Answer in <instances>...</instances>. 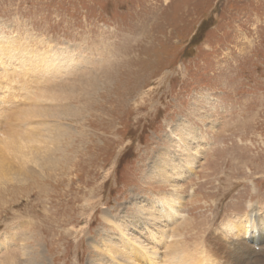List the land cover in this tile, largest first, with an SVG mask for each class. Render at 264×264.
I'll list each match as a JSON object with an SVG mask.
<instances>
[{
  "label": "rangeland",
  "instance_id": "obj_1",
  "mask_svg": "<svg viewBox=\"0 0 264 264\" xmlns=\"http://www.w3.org/2000/svg\"><path fill=\"white\" fill-rule=\"evenodd\" d=\"M0 37L30 64L50 51L49 61L73 63L53 78L8 68L0 264L22 262L31 247L37 264H97L94 247L124 239L103 216L141 236L138 208L173 192L156 170L165 157L180 160L178 131H194L200 150L178 194L184 251L213 264H264V0H0ZM47 153L51 163L37 166ZM250 207L260 243L241 225V242L221 235Z\"/></svg>",
  "mask_w": 264,
  "mask_h": 264
},
{
  "label": "bare ground",
  "instance_id": "obj_2",
  "mask_svg": "<svg viewBox=\"0 0 264 264\" xmlns=\"http://www.w3.org/2000/svg\"><path fill=\"white\" fill-rule=\"evenodd\" d=\"M6 44L7 43L2 41V37H0V128L2 127L4 129H7V126L9 125L8 121H6L5 126H3L4 119L9 118L11 113H8L10 109L2 110V106H7V104L11 101V98L15 95L13 93L15 92V90L12 89L13 78L11 76H8L7 80H5L6 75L10 73L8 71V68L25 76L29 72L38 71L42 72L43 76L53 74L50 76V78H53L55 77V73L58 70H68L73 66L72 61L69 59L68 61H66V58L58 59L52 62L49 61L50 59L55 57V53L52 54L51 51L50 56H46L44 59H37L32 64H30L31 59L33 58L32 55L24 56L19 52V50L15 48L17 45L14 46V48H11L7 45L8 47L6 48ZM38 55L37 58H42L41 54L39 55L40 57H38ZM38 64H41L40 66L44 68L39 70ZM14 73L15 72H12L13 76ZM47 82L48 81H46V83ZM6 84H8V86ZM26 84L27 83L24 84V87H26V90L29 91L32 95V88ZM6 89L7 92H4ZM11 104L12 103H10L9 105L10 107H12L11 109H15L14 102L13 105ZM39 111L42 112V114L48 115L47 117L49 118L53 117L56 114L54 108H43ZM27 113L32 116H36L33 110H29L27 111ZM15 114H17L18 117L22 118V113H16L15 111ZM23 116L26 117L25 114ZM193 132L194 131H186V133H180L178 131L177 133H175V138L177 139V141L172 144V148L178 155L177 159L180 160L176 162L175 160H170L168 157H165L163 158L162 168H158L156 170L158 172L161 171L160 174L163 176L162 179L164 181H162V183L165 184L168 182L169 185L173 188V192L166 193L161 203H159L158 201H153L150 208H148L147 206L138 208V214H140V216L135 214L133 216V219L136 222H138L140 219L143 220L142 227L144 228V230L142 233H140L141 236H135L132 233H129L127 229L124 230L125 225H123V223H117V221L114 223L111 220H108L107 216H103L105 221L111 223L114 228H120L122 230L124 239L117 243L112 241L104 244L102 247H94V251L97 250L98 253H103L101 259L98 260L97 264H114L115 262H117L118 264H142V262L143 264H213L207 254H205L206 256H204L203 254L201 257H197L194 254L191 255V253H187L184 251L182 247V241L177 240L178 235L176 233L177 229L175 224H177L178 221L174 223V221L178 220V218L180 217L181 207H183L184 204L183 200H181L178 194L183 192V185H185L187 181H190L191 175L187 174V171L190 172L191 170L195 169L197 167V164L199 163L198 157L200 155V150H193L191 145L192 140L196 138V134ZM10 134L11 133H8L5 137L10 136ZM16 134H18V137L27 136L19 133ZM66 136L69 135L66 134L64 137ZM23 143L26 145L28 144L25 141ZM15 148L21 150L23 149V145L9 148L7 154L9 156L20 154V152ZM35 148L37 150H35L34 147L29 146L27 151H39V149L43 148V146ZM44 152L45 150L43 151V153ZM35 158L36 157L31 158L28 162H33ZM51 158V154L47 153L45 156H43L40 164L36 163V165H40L43 168L46 163H51ZM168 166H170L169 171ZM7 171L8 170H6L5 168L2 173H8ZM25 173L29 175L30 171L27 170L25 171ZM19 175L21 174L15 173V176L12 179H23L21 178V176L19 177ZM5 181L9 182L8 179H5ZM179 181L181 182L179 183ZM256 217L257 213L255 207H250V213H247L245 216L241 217V220L239 222L240 224L237 222L238 219L227 221L220 230L221 235H224L226 238H231L234 236V240H238L239 242H241L239 239L240 236H242V232L238 229L239 225H241L244 228V235L246 236L247 240H252L255 244L257 242L260 243L258 236L261 233V226H259ZM137 218H139V220ZM135 221L132 222L133 225L136 224ZM168 228L169 230H167ZM0 247H3L1 243ZM34 253L35 248L31 247L29 254L25 253L24 260L22 262L19 261L17 264H37V257H34ZM43 261L44 260H42V262Z\"/></svg>",
  "mask_w": 264,
  "mask_h": 264
}]
</instances>
